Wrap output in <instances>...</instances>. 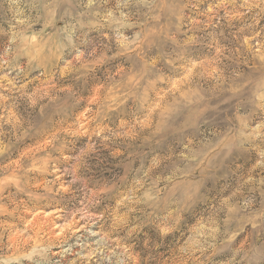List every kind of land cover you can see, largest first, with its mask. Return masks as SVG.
I'll return each instance as SVG.
<instances>
[{
  "label": "clouds",
  "instance_id": "1",
  "mask_svg": "<svg viewBox=\"0 0 264 264\" xmlns=\"http://www.w3.org/2000/svg\"><path fill=\"white\" fill-rule=\"evenodd\" d=\"M0 264H264V0H0Z\"/></svg>",
  "mask_w": 264,
  "mask_h": 264
}]
</instances>
